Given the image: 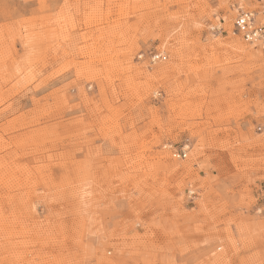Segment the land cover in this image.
Returning a JSON list of instances; mask_svg holds the SVG:
<instances>
[{"label": "rangeland", "instance_id": "obj_1", "mask_svg": "<svg viewBox=\"0 0 264 264\" xmlns=\"http://www.w3.org/2000/svg\"><path fill=\"white\" fill-rule=\"evenodd\" d=\"M257 6L0 0V264H264Z\"/></svg>", "mask_w": 264, "mask_h": 264}, {"label": "built area", "instance_id": "obj_2", "mask_svg": "<svg viewBox=\"0 0 264 264\" xmlns=\"http://www.w3.org/2000/svg\"><path fill=\"white\" fill-rule=\"evenodd\" d=\"M258 4L256 8H239L234 16L232 26L233 31L240 34L242 39L253 45H260L264 48V0H252ZM220 28V27H219ZM222 32V28L217 29ZM139 55L138 57H141ZM160 58L159 53H154L150 61L154 62ZM264 125V124H263ZM262 125V126H263ZM185 147L173 148L171 155L175 158L184 159L186 157ZM189 196L194 194L193 190H188Z\"/></svg>", "mask_w": 264, "mask_h": 264}]
</instances>
